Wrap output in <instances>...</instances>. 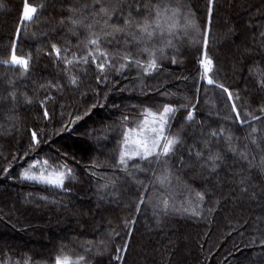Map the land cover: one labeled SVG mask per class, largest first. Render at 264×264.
Segmentation results:
<instances>
[{"label": "trees", "instance_id": "16d2710c", "mask_svg": "<svg viewBox=\"0 0 264 264\" xmlns=\"http://www.w3.org/2000/svg\"><path fill=\"white\" fill-rule=\"evenodd\" d=\"M23 3L24 0H0L3 5L0 60L8 58L18 27L16 53L32 58L30 73L24 77L21 69L0 64V97L12 90L9 81L14 82L18 97L14 114L10 100L0 101V264L5 260L9 264H23L25 259L29 264H55L58 255L73 260L84 255L88 264H123L113 257L117 255L116 249L129 239L126 264H264V248L259 239L260 231L264 230V174L258 169H252L250 175L256 199L230 191L234 185L225 179V170L221 171L224 183L217 187L213 182L212 199L204 205L207 217V208L213 206V200L221 201L211 223L170 215L157 226L147 202L144 211L137 215L134 206L137 185L132 182L118 188L116 200L111 194L97 191L108 177L124 176L112 167L122 142V125L135 127L142 119L140 113L144 107L157 110L162 102L196 106L197 123L182 133L185 154L187 145L199 135L201 125L219 130L222 123H229L223 120L231 108L226 93L206 84L197 93V86L202 83L199 68V59L205 51L202 41L193 44L188 37L176 40L177 48L168 49L160 59L159 73L145 77L143 84L138 82L135 68L131 75L125 72L127 79L117 75L115 69H109L111 80L119 83L115 88L109 83L108 88L99 92V104L103 107L91 108L98 102L94 91L98 86L96 70L89 66L79 91L66 90L47 102L51 119L45 121L39 105L50 90L39 86L57 76L63 78L64 68L62 61L59 68L56 66L51 44L54 42L61 49L69 47V58L73 53L86 54L83 45L86 33L81 29L79 36L72 35L68 9L72 5L91 6L94 0H29L37 8L36 18L21 24ZM187 3L201 27L209 26L207 0H187ZM118 17L119 13L114 19ZM207 54L214 61L215 80L234 96L239 94L253 115L264 116L261 112L264 91L259 90L255 77L257 68L264 70V0H214ZM141 59L146 62L147 56ZM84 67L74 68L76 74L84 76ZM125 85L127 90L120 91ZM142 87L146 94H142ZM157 88L166 90L168 95H161ZM25 94L32 98L31 105L24 103ZM89 109V114L84 115ZM187 110L181 108L172 122L173 135L180 131ZM77 115L82 119L71 123ZM126 115L127 124L123 121ZM252 123L264 129L261 121ZM32 131L37 132L40 140L35 151L29 148ZM248 132L247 126H233V136L240 138L241 145L246 143L244 137ZM220 147L223 151L225 146L222 143ZM26 152L29 155L25 156ZM226 155L227 165L231 166V153ZM37 159L40 164L47 159L49 170L64 163L73 170L75 179L65 181L67 191L19 180L22 167ZM135 163L129 161L130 165ZM5 168L9 169L7 174ZM93 171L97 175H92ZM150 176V172L140 173L141 179ZM184 179L192 185L193 194L205 188V181L196 175L195 168L185 169ZM120 183L123 185V180ZM101 195L105 199L101 200ZM42 196L47 199H40ZM129 229L133 231L131 238L127 236ZM85 248L89 251L85 252ZM120 255H124L123 251Z\"/></svg>", "mask_w": 264, "mask_h": 264}, {"label": "snow or ice", "instance_id": "6c2138e0", "mask_svg": "<svg viewBox=\"0 0 264 264\" xmlns=\"http://www.w3.org/2000/svg\"><path fill=\"white\" fill-rule=\"evenodd\" d=\"M213 2L214 0H207L209 26L203 28L198 23L187 0H94L91 6L72 5L68 9L70 13L68 21L71 25L69 30L74 36H79L80 30H84L86 35L83 45L86 54L78 56L73 53L69 58L67 53L70 48L66 46L61 49L53 42L51 53L55 54V63L58 68L61 61L64 64L63 78L57 76L48 80L47 84L39 86L41 89L46 87L50 90L39 105L43 109V119L49 121L51 114L47 110V102L55 99V94H63L66 90L79 91L87 76L89 66H94L98 86L94 91L97 92L98 102L92 104L91 108L103 107L99 104V92L108 88L109 83L112 84V88L119 83V81L111 80L109 69H115L117 75L127 79L128 75H131V70L135 68L138 82L143 84L145 77L159 73L160 59L166 56L168 49L177 48L176 40L188 37L193 44H201L202 41V47L205 50L199 59L202 83L197 86V93L205 84L226 93L227 101L231 102V108L230 114H226L223 120L229 123H222L219 130L201 125L198 130L199 135L194 138L191 145H187L185 154V137L182 133L186 127L197 123L194 115L196 106H189L186 102H181L179 105L162 102V107L157 110L144 107L140 113L142 119L135 127L122 125V142L118 157L112 167L118 173H124V176H110L97 189L98 193L111 194L116 200L119 197V187L130 182L135 183L137 199L134 206L137 215L144 211L143 206L147 202V206L152 208V215L157 226L162 224L164 217L170 215L207 220L211 223L212 216L218 210L221 201L213 200V206L207 208V217L204 216V205L212 199L210 186L213 182L217 187L223 185L224 180L220 177L222 170H225V179L234 185L230 191H238V196H248L251 199L257 198L256 193L252 191L250 179L252 169H258L264 174V129L252 123V121H261L264 124V116L253 115L246 109L239 94L234 96L229 88L217 82L213 76L214 61L207 54ZM117 13L119 17L114 19ZM36 14L37 8L31 5L29 0H24L19 22L21 24L31 22L36 18ZM61 23L63 24V21ZM19 33L20 28L18 27L16 29L17 39ZM17 39L11 41V52L7 59L0 60V64L21 69L20 74L24 77L30 73L32 58L17 55ZM49 39L52 37L50 36ZM142 56H147L146 62L141 59ZM172 63H176L175 56H173ZM81 65L85 66L82 69L84 76L77 75L74 70ZM126 71L128 75H125ZM255 77L259 90L264 91V70L257 68ZM8 83L12 90L7 92V96L0 97V101L10 100L12 105L10 110L14 114L18 97L14 90V82L9 81ZM127 88L128 86L125 85L120 91H126ZM156 91L161 95H168L166 90L161 91L157 88ZM141 92L146 94L143 87ZM105 99H107V92ZM24 103L31 105L33 100L25 94ZM181 108L188 110L184 120L181 121L180 131L173 135L170 131L172 122ZM90 111L91 109L85 111L84 115H88ZM261 112L264 113V107H261ZM80 119L82 117L77 115L71 123L74 124ZM128 120L129 116L123 117L125 124ZM237 124L242 128L244 126L250 128V132L244 137L246 143L243 145L240 144L239 137L233 136V126ZM192 131L197 130L192 129ZM222 143L225 146L223 151L220 147ZM39 144L37 132L32 131L29 148L35 151ZM226 153H231V166L227 165ZM27 155H29L28 152L25 153V156ZM257 157H259L258 163ZM129 161H136V163L130 165ZM39 164L40 161L37 159L28 163L27 167H22L19 180L44 185L49 189L67 191L65 181L75 179L73 170L66 163L61 164L58 169L49 170V162L45 159L43 166L36 171ZM94 167H99V165H94ZM193 168L196 169V175L205 181V188L196 190L194 194L192 185L184 179V170ZM4 172L7 174L9 169L5 168ZM142 172H150L151 176L141 179L140 173ZM92 175L95 176L97 173L93 171ZM121 180L124 182L123 185L120 183ZM40 199L46 200L47 197L42 196ZM100 199H105V195H101ZM135 222L133 219L132 223ZM132 235L133 231L129 229L127 236L131 238ZM259 239L261 247L264 248V230L260 231ZM129 250L130 239L125 240L123 245L116 249L117 255L113 258L126 264V254ZM84 251L87 252L89 249L85 248ZM121 251L124 255H120ZM4 264H9V261L5 260ZM23 264H29V260L25 259ZM55 264H88V261L84 255L78 256L75 260L67 255H58Z\"/></svg>", "mask_w": 264, "mask_h": 264}, {"label": "rangeland", "instance_id": "374dc122", "mask_svg": "<svg viewBox=\"0 0 264 264\" xmlns=\"http://www.w3.org/2000/svg\"><path fill=\"white\" fill-rule=\"evenodd\" d=\"M43 166V164H39L38 166H37V169H36V171H39L40 170V168Z\"/></svg>", "mask_w": 264, "mask_h": 264}]
</instances>
